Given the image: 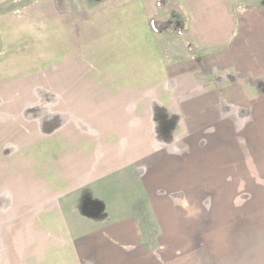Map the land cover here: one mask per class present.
<instances>
[{
	"label": "crops",
	"instance_id": "obj_1",
	"mask_svg": "<svg viewBox=\"0 0 264 264\" xmlns=\"http://www.w3.org/2000/svg\"><path fill=\"white\" fill-rule=\"evenodd\" d=\"M237 1L179 0L178 37L152 31L156 0H0V244L9 221L15 260L41 244L60 264H160L144 227L164 236L188 205L264 180L243 169L264 166V0ZM249 241L228 264H264Z\"/></svg>",
	"mask_w": 264,
	"mask_h": 264
},
{
	"label": "rangeland",
	"instance_id": "obj_2",
	"mask_svg": "<svg viewBox=\"0 0 264 264\" xmlns=\"http://www.w3.org/2000/svg\"><path fill=\"white\" fill-rule=\"evenodd\" d=\"M237 2L241 3L235 5L236 7L240 6L239 8H236V11L239 12V10L249 8V2H251V0H238ZM159 42L162 51L165 50L164 38L159 37ZM247 140L248 138L243 139V142ZM246 145H249V143H243L242 145L244 162H248L252 158V156H250V150L245 148ZM256 159L257 158H252V164H248L247 167H243V169L251 170L253 168L259 170L258 172H260V170L264 172L262 169L264 168L263 165L254 163ZM250 170L249 172H255ZM237 184H240L241 187L240 185H237V187L234 188L235 190H232L233 195L231 197L221 196L216 198V202L213 199V202L211 203L208 202V198H205L204 201H206L205 203L209 204V206L201 207L200 205L198 206L195 204L192 207L188 205L189 207L183 208L179 214L176 212L178 218L176 224L179 228L166 230L164 233L165 237L163 236V232L158 223L156 229L154 227L143 228V235L145 237L157 239V260L160 264H228V262L232 261L234 255L225 253L242 240L246 241L247 245L249 244L250 239L257 240L260 249L264 251V180H243L238 181ZM82 207H84V205L78 206L79 210L84 213ZM97 207L100 210H103V204L102 206L99 205ZM26 216H28V214H26L25 217ZM47 217L48 220H54L52 212L49 213ZM39 218L40 213H34V222L36 225L34 230H37V227L41 224V220L38 221ZM173 219L174 221L177 220L175 217H173ZM8 225L9 221L1 230L2 235L5 236L2 237V242L0 244V264L59 263L56 258L57 254L51 253V250L47 249V246L41 244H34L32 246L24 244L18 246V261L15 260L14 258L16 255L13 254L12 244H9L6 239L7 237H12V231L10 232V225ZM24 235L25 228L23 236ZM34 236L36 238L37 235ZM176 236L189 239L187 245L181 247L179 244H175L174 242H177ZM238 236H242L240 240L238 239ZM193 237L195 239L199 238L202 240H208L210 243L206 245L192 244V240L194 241ZM30 240H32L31 237L28 241ZM31 247L33 249H31ZM187 250L191 251V257L189 256V259L188 257H181L180 255H185ZM170 252L172 254L174 253V256L178 258L174 262H171L170 260ZM196 254H198V256ZM218 256L227 259L217 262L216 258ZM251 256L254 257V255ZM251 256L246 255V258ZM219 259L222 260L223 258ZM244 262L249 261L246 259ZM255 263L256 260L254 261V264Z\"/></svg>",
	"mask_w": 264,
	"mask_h": 264
},
{
	"label": "trees",
	"instance_id": "obj_3",
	"mask_svg": "<svg viewBox=\"0 0 264 264\" xmlns=\"http://www.w3.org/2000/svg\"><path fill=\"white\" fill-rule=\"evenodd\" d=\"M159 12L150 21L152 31L159 33L168 31L178 37L186 35L189 31V16L182 10L179 0H156Z\"/></svg>",
	"mask_w": 264,
	"mask_h": 264
}]
</instances>
